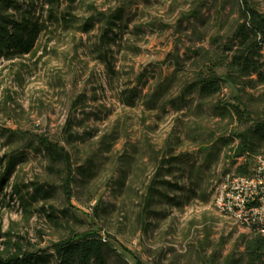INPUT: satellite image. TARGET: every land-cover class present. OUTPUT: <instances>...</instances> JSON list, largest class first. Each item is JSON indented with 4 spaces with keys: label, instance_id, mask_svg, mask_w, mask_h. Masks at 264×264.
I'll use <instances>...</instances> for the list:
<instances>
[{
    "label": "rangeland",
    "instance_id": "1",
    "mask_svg": "<svg viewBox=\"0 0 264 264\" xmlns=\"http://www.w3.org/2000/svg\"><path fill=\"white\" fill-rule=\"evenodd\" d=\"M13 1L5 13L42 30L30 52L0 60V178L17 160L0 190V247L19 244L54 264V242L94 230L116 249L107 264L239 256L250 232L217 210L214 195L227 171L264 156L259 144L234 160L247 125L229 110L241 99L264 119V87L238 92L227 82L205 96L195 80L237 43L243 0ZM249 1L264 14V0ZM151 184L158 192L147 204Z\"/></svg>",
    "mask_w": 264,
    "mask_h": 264
},
{
    "label": "trees",
    "instance_id": "2",
    "mask_svg": "<svg viewBox=\"0 0 264 264\" xmlns=\"http://www.w3.org/2000/svg\"><path fill=\"white\" fill-rule=\"evenodd\" d=\"M59 0H45L52 9ZM244 5L241 11V20L234 31V39L237 43L226 47V55H217L210 58V63L205 65L195 80V87L205 96H212L221 91L223 84L229 82L236 87L238 92L258 86L264 87V14H262L249 0H243ZM13 0H0V60L10 59L16 55H22L32 50L38 38L42 25L32 17L22 15L13 17L5 11L9 8H17ZM121 13L114 15L120 18ZM221 69V73L219 72ZM240 120L247 125L242 131L236 134L239 139L233 150L234 160L240 157H249L258 154L256 147L264 146V119L256 120L252 117L250 110L241 99L238 104L230 106ZM46 150L55 158L70 163L69 153L63 146L50 141L46 137L40 138ZM17 160L11 157L0 178V190L3 184L9 181ZM69 167V165H68ZM249 159L238 165L236 172L249 174L251 172ZM71 169L69 168L70 175ZM178 187L177 184L172 185ZM65 191L71 192L70 186L65 185ZM14 192H19L17 184L13 185ZM149 195L146 198L147 204L151 203L153 196L158 189L151 184ZM35 190L42 196H48L47 189L36 185ZM71 194V193H70ZM9 242L0 247V264H41L46 261L45 256L25 252L19 244L12 250ZM243 252L235 257L233 253L228 254L224 259L225 264H264V235L250 232L243 235ZM52 252L47 257L54 258V264H107V252L115 251L105 238L98 235L94 230L77 232L71 236L61 238L51 246ZM116 252V251H115Z\"/></svg>",
    "mask_w": 264,
    "mask_h": 264
},
{
    "label": "built area",
    "instance_id": "3",
    "mask_svg": "<svg viewBox=\"0 0 264 264\" xmlns=\"http://www.w3.org/2000/svg\"><path fill=\"white\" fill-rule=\"evenodd\" d=\"M214 204L234 223L264 235V156L258 157L249 174L227 171L216 189Z\"/></svg>",
    "mask_w": 264,
    "mask_h": 264
}]
</instances>
